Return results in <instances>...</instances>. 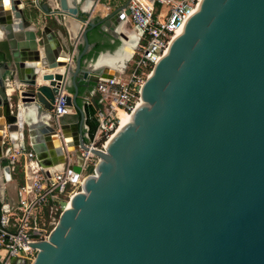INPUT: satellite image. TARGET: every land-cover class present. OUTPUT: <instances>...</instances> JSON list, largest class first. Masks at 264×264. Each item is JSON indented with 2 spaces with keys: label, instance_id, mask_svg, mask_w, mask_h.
Listing matches in <instances>:
<instances>
[{
  "label": "water",
  "instance_id": "95a60500",
  "mask_svg": "<svg viewBox=\"0 0 264 264\" xmlns=\"http://www.w3.org/2000/svg\"><path fill=\"white\" fill-rule=\"evenodd\" d=\"M77 1L39 6L82 27L73 52L22 0H0V162L4 135L42 168L67 154L80 173L81 151L97 158L47 239L29 243L31 264H264V0H201L104 151L78 131L71 145L67 115L51 110L61 87L81 112L79 88L116 76L99 65L104 52L89 54V35L123 51L129 0L97 20Z\"/></svg>",
  "mask_w": 264,
  "mask_h": 264
},
{
  "label": "built area",
  "instance_id": "2783aa9c",
  "mask_svg": "<svg viewBox=\"0 0 264 264\" xmlns=\"http://www.w3.org/2000/svg\"><path fill=\"white\" fill-rule=\"evenodd\" d=\"M200 1L129 0L127 23L140 29L142 36L125 70L95 83L96 128L85 143L88 149L105 150L119 129L122 116L129 117L139 105L141 88L153 66ZM67 95L63 87L55 95L51 110L55 121L70 112L65 103ZM2 147L8 170L14 174L18 170L21 183L15 204L0 203V264H31L36 250L29 243L47 239L70 198L81 190L84 177L93 175L97 158L81 151L83 163L80 173H76L69 168L73 161L67 154L62 164L42 168L32 150H21L19 141H10L4 135Z\"/></svg>",
  "mask_w": 264,
  "mask_h": 264
},
{
  "label": "crops",
  "instance_id": "0c3cea01",
  "mask_svg": "<svg viewBox=\"0 0 264 264\" xmlns=\"http://www.w3.org/2000/svg\"><path fill=\"white\" fill-rule=\"evenodd\" d=\"M126 0H78L76 3V7L78 11L90 10V18L92 20H97L98 18L104 17L111 12L114 8L122 5ZM45 0H22L21 8L26 12V15L32 19L33 23H37L40 26H49L54 32H56L63 42L67 39L72 44V51L75 52L76 48H81V45L77 41L78 34L81 30L80 25L73 26L72 20L67 17H56L51 16L44 10L39 8L40 5L44 4ZM50 10H56V2L55 0H49ZM1 3H0V11ZM6 11V10H5ZM9 12V11H8ZM6 12V13H8ZM116 33H123L126 36V40H124V44L126 46L123 47V51L119 50V41L113 40L110 35L103 34L98 31V29L93 30L90 35V43L94 46L90 49L89 54H95L98 51L104 52L101 59H99V65L106 70L109 74L118 75L121 73V69L123 62L125 61L124 52L131 53L132 49L128 45H134L135 42H140V35L138 31L128 25L126 21V25H121L116 28ZM4 39L2 34L0 33V40ZM137 46V45H136ZM106 50L111 51V53H107ZM113 52V53H112ZM129 61L126 66H128ZM26 65L29 66L30 63L26 62ZM125 66V68H126ZM122 69V70H125ZM80 84H83L80 81ZM67 93H72L73 90L69 86L67 89ZM77 105L81 108V112L77 111L75 108L70 107V112L67 115V120L65 122V126L67 127L68 139L67 141L70 144H74L73 133L81 132L86 138L84 139L87 142L89 134H88V125H87V107L91 106L94 110L96 108L97 96L95 93V84L92 87L85 88L81 86L79 88V95L76 98ZM3 138V137H2ZM3 148V147H2ZM25 150H32L28 143L25 144ZM2 161L0 162V201L7 202L10 205L15 204L16 201V191L21 183V174L18 175L15 173H11L7 170V160L2 155ZM17 175V176H16Z\"/></svg>",
  "mask_w": 264,
  "mask_h": 264
},
{
  "label": "trees",
  "instance_id": "16d2710c",
  "mask_svg": "<svg viewBox=\"0 0 264 264\" xmlns=\"http://www.w3.org/2000/svg\"><path fill=\"white\" fill-rule=\"evenodd\" d=\"M94 112H95V110L91 106L87 107V109H86V113L88 116L87 125H88V134L90 137L93 135L95 128H96V122L94 119ZM16 174L18 175V176L17 175L16 176L19 178L20 173L18 172V170H17Z\"/></svg>",
  "mask_w": 264,
  "mask_h": 264
},
{
  "label": "bare ground",
  "instance_id": "6f19581e",
  "mask_svg": "<svg viewBox=\"0 0 264 264\" xmlns=\"http://www.w3.org/2000/svg\"><path fill=\"white\" fill-rule=\"evenodd\" d=\"M182 28H183V27H182ZM181 31H182V29H180V30L178 31L177 35H179ZM128 121H129V117L122 116V122H121V124H120L119 129H121L122 126H124L125 124H127ZM119 129H118V130H119Z\"/></svg>",
  "mask_w": 264,
  "mask_h": 264
},
{
  "label": "rangeland",
  "instance_id": "374dc122",
  "mask_svg": "<svg viewBox=\"0 0 264 264\" xmlns=\"http://www.w3.org/2000/svg\"><path fill=\"white\" fill-rule=\"evenodd\" d=\"M122 2H123V0H122ZM64 206H65V204H63Z\"/></svg>",
  "mask_w": 264,
  "mask_h": 264
}]
</instances>
